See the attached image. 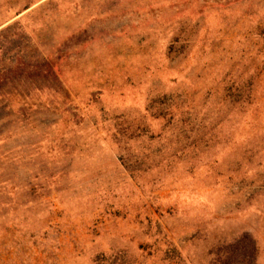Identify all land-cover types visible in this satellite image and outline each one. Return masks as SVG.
I'll return each instance as SVG.
<instances>
[{
  "label": "rangeland",
  "instance_id": "374dc122",
  "mask_svg": "<svg viewBox=\"0 0 264 264\" xmlns=\"http://www.w3.org/2000/svg\"><path fill=\"white\" fill-rule=\"evenodd\" d=\"M0 264H264V0H0Z\"/></svg>",
  "mask_w": 264,
  "mask_h": 264
}]
</instances>
